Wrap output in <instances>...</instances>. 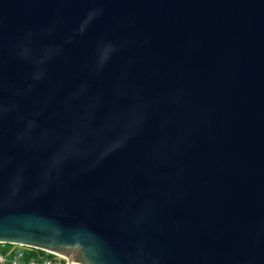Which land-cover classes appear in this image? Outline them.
Here are the masks:
<instances>
[{
  "label": "water",
  "instance_id": "95a60500",
  "mask_svg": "<svg viewBox=\"0 0 264 264\" xmlns=\"http://www.w3.org/2000/svg\"><path fill=\"white\" fill-rule=\"evenodd\" d=\"M0 243L264 264V0H0Z\"/></svg>",
  "mask_w": 264,
  "mask_h": 264
},
{
  "label": "built area",
  "instance_id": "2783aa9c",
  "mask_svg": "<svg viewBox=\"0 0 264 264\" xmlns=\"http://www.w3.org/2000/svg\"><path fill=\"white\" fill-rule=\"evenodd\" d=\"M5 244V243H1ZM11 256L0 252V264L9 262V264H78L77 262H69L65 256L59 254H53L51 258H44L41 260L26 257L27 250L30 246L13 244ZM47 252V251H45ZM49 253V252H47Z\"/></svg>",
  "mask_w": 264,
  "mask_h": 264
},
{
  "label": "trees",
  "instance_id": "16d2710c",
  "mask_svg": "<svg viewBox=\"0 0 264 264\" xmlns=\"http://www.w3.org/2000/svg\"><path fill=\"white\" fill-rule=\"evenodd\" d=\"M13 246H14L13 244H9V243H5V244L0 243V252L6 254L7 256H11ZM26 257H32L41 260L44 258H51L53 257V254L47 253L44 250L38 248L29 247L26 253ZM2 264H9V262H4Z\"/></svg>",
  "mask_w": 264,
  "mask_h": 264
}]
</instances>
